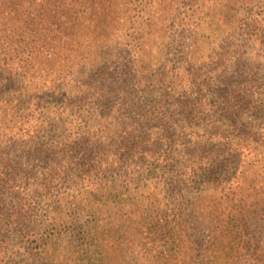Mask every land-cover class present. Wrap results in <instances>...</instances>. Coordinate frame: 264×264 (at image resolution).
<instances>
[{"label":"trees","instance_id":"1","mask_svg":"<svg viewBox=\"0 0 264 264\" xmlns=\"http://www.w3.org/2000/svg\"><path fill=\"white\" fill-rule=\"evenodd\" d=\"M203 115L211 125L249 116L246 137L264 141V0H0V240L29 216L10 193H87L91 185L112 192L91 178L112 167L114 136L121 139L116 164L128 149L150 164L165 156L160 167L180 201L177 219L158 232L171 237L178 226L183 240V223L191 222L222 249L235 239L251 243L248 264H263L264 241L253 240L264 238V184L249 193L248 180L251 165L264 166V153H249L239 180L228 182L238 169L229 173L230 165L242 159L238 147L220 151L230 133L206 149L195 131L176 132L185 146L176 154L132 128ZM26 151L43 168L28 178L11 164ZM72 196L48 215L49 224L54 234L83 240L84 209ZM41 243L31 252L39 264Z\"/></svg>","mask_w":264,"mask_h":264},{"label":"rangeland","instance_id":"2","mask_svg":"<svg viewBox=\"0 0 264 264\" xmlns=\"http://www.w3.org/2000/svg\"><path fill=\"white\" fill-rule=\"evenodd\" d=\"M203 116L202 121L179 117H173L167 122L162 119H151L148 124L134 123L135 125L132 124L134 126L130 128L138 131L141 136L150 134L148 137L152 141L159 138L163 142V148L160 149L162 152L171 146L176 154L185 148L179 141H175L177 133L195 131L200 138L208 140L209 143L206 145L202 143L206 149L212 148V143L224 138V133H230L225 137L227 143L221 145L220 151L229 147H238L242 151L241 161L233 162L228 169L229 173H234L235 168H238L236 176L232 175L228 178L232 180L228 182L239 180V172L246 168L244 164L242 165L244 163L242 160L249 158L251 155L249 153H264V141L252 142L246 137L247 129L244 126L249 127L248 122L252 118L248 116L242 121L237 119L233 122L215 118L216 121L211 125L209 119L211 116ZM257 124L262 125L260 121H256L255 125ZM262 127L264 128V124ZM122 130L119 129L118 132ZM117 140L121 139L112 137L114 148L109 159L111 161L112 158V167L94 170V176L91 178L95 182L98 180L109 183V186L112 185V192H100L96 186L91 185L87 193H10L15 201H22L29 216L21 217L10 225L9 232H3L5 236L0 240V264H39L31 252L37 253L41 242L46 251L43 253L45 258H40V264H248L252 261L255 250L254 245L249 248L251 243H239V240L235 239L231 242L226 241L222 249L216 245L214 239H210L209 233L197 234L191 222L183 223L186 228L183 240L177 234L178 226H174L171 237L158 232L157 228H162L161 223L177 219L180 198L176 193H180V189L176 191L174 181L167 173L164 174L163 168L161 170V167L167 164L165 156H157L155 161L150 160L152 162L150 164L144 158L141 160L138 153L137 155L129 153V149L124 153L119 149V155L124 153L127 158L122 165L121 161L116 164L115 148L120 146ZM143 145L145 146L144 143ZM188 147L191 150L196 148L194 144ZM16 154L19 155L20 152ZM35 155L36 153L32 151H26L23 157L12 158L11 164L19 168L17 172L19 177L22 175L28 178L33 171L43 169L40 168L42 161L37 160ZM254 166L251 165L252 169L249 171L252 176L248 181L252 182L255 188L249 193H256L255 189L264 184V166L258 168ZM213 182L214 180L210 182V186L216 184ZM45 190L41 191L46 192ZM10 194L5 193L4 196L10 200ZM187 194L185 201L191 195ZM68 195H73L71 197L73 200L77 199L80 210L84 209L81 219L88 230L87 237L83 240L82 235L81 239L75 240L66 236L67 233L54 234L56 229L49 224L51 220L48 215L56 210H63L65 207L62 203L63 197ZM229 225L232 229L236 227L237 222L233 221ZM172 226L173 224L170 225ZM185 235L190 237V241ZM198 235L205 239L202 241ZM89 237L93 239L88 240ZM263 239L261 234H258L257 239L254 238L253 241L260 242L264 241ZM261 260L264 264L263 257Z\"/></svg>","mask_w":264,"mask_h":264}]
</instances>
